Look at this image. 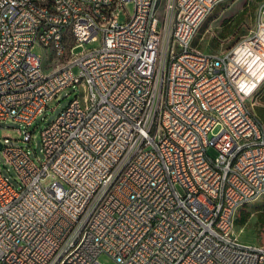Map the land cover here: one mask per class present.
Masks as SVG:
<instances>
[{"label":"built area","instance_id":"obj_1","mask_svg":"<svg viewBox=\"0 0 264 264\" xmlns=\"http://www.w3.org/2000/svg\"><path fill=\"white\" fill-rule=\"evenodd\" d=\"M87 1L0 0V122H17L30 143L53 99L83 92L42 131L43 161L0 139L19 177L0 167V264H264V245L241 244L233 229L264 195V123L252 109L264 1L249 33L217 55L192 41L228 0Z\"/></svg>","mask_w":264,"mask_h":264},{"label":"rangeland","instance_id":"obj_2","mask_svg":"<svg viewBox=\"0 0 264 264\" xmlns=\"http://www.w3.org/2000/svg\"><path fill=\"white\" fill-rule=\"evenodd\" d=\"M264 0H228L218 4L214 12L209 16L206 21H203L201 28L197 36L192 41V47L200 53L217 55L233 47L243 37H245L249 31L254 27L256 10L259 4ZM167 0H161L160 5L165 6ZM247 9L245 15L240 18V13ZM135 6L133 2L126 4L125 11H121L119 22L125 23L127 17L133 16ZM162 10L160 11V13ZM240 19V21H239ZM101 35H98L96 42L85 43L87 50L96 49L100 47ZM35 53L43 56L44 53L41 48L37 47ZM48 64V56H45L44 65ZM55 66V65H54ZM74 72L78 73V69H74ZM264 80H262V86ZM83 97V92L80 87L68 88L61 92V94L53 99L48 109L37 119L34 125L29 129L32 133V141L30 143L22 142V135L18 130L22 127L12 120L7 122H0V139L8 137L11 140V144L17 146H29L30 150L36 151V160L43 161L45 156L42 149V131L50 124H52L60 113L70 104V102L76 97ZM255 102L254 99H250L247 104L251 107V103ZM264 102V99L260 100V103ZM260 107L254 105V109ZM263 121L262 115L264 113L261 109H257ZM220 127H217L212 134L209 135V141L214 137V134L219 132ZM213 154V153H212ZM0 167L4 173L11 179V181L18 186L19 177L15 169L7 162L3 151H0ZM53 177L49 176L42 181L43 185L48 186L53 182ZM245 225L244 221L247 219ZM234 232L237 235L239 241L243 245L248 246H261L264 245V195L257 200L250 202L242 206L236 213L234 222ZM99 261L102 264H116L112 258L107 255H101Z\"/></svg>","mask_w":264,"mask_h":264},{"label":"bare ground","instance_id":"obj_3","mask_svg":"<svg viewBox=\"0 0 264 264\" xmlns=\"http://www.w3.org/2000/svg\"><path fill=\"white\" fill-rule=\"evenodd\" d=\"M161 0H157V4L160 5ZM167 5V2H166ZM79 7L89 8V1L79 0ZM203 21H201L202 24ZM39 23H46V16H39ZM54 72H62V65H55ZM204 82L194 83V96H203ZM209 135H204L203 144H210ZM194 177H201V169H194ZM258 199V198H257ZM257 199H249L248 203L253 202Z\"/></svg>","mask_w":264,"mask_h":264},{"label":"crops","instance_id":"obj_4","mask_svg":"<svg viewBox=\"0 0 264 264\" xmlns=\"http://www.w3.org/2000/svg\"><path fill=\"white\" fill-rule=\"evenodd\" d=\"M256 99H257V101H256L255 105H257V106L259 105L260 107H257L256 109H254V106H253L252 109H253V112L255 113V115L260 119V121H262L264 123L263 119L257 115V113H259L257 111V109H261L262 112L264 113V102L260 103V100L264 99V85L259 89ZM262 116L264 118V115H262Z\"/></svg>","mask_w":264,"mask_h":264},{"label":"trees","instance_id":"obj_5","mask_svg":"<svg viewBox=\"0 0 264 264\" xmlns=\"http://www.w3.org/2000/svg\"><path fill=\"white\" fill-rule=\"evenodd\" d=\"M246 12H247V9H244V10L240 13L239 17L242 18V17L245 15ZM239 21H240V19H239ZM248 219H249V218H247V219L244 221V224H243V225H245V224L247 223Z\"/></svg>","mask_w":264,"mask_h":264},{"label":"water","instance_id":"obj_6","mask_svg":"<svg viewBox=\"0 0 264 264\" xmlns=\"http://www.w3.org/2000/svg\"><path fill=\"white\" fill-rule=\"evenodd\" d=\"M1 149H2V145L0 144V151H1Z\"/></svg>","mask_w":264,"mask_h":264}]
</instances>
